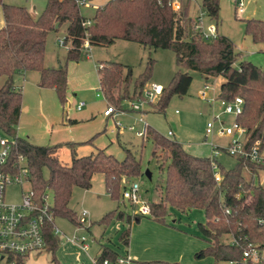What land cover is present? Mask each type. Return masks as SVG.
Instances as JSON below:
<instances>
[{"label":"trees","instance_id":"1","mask_svg":"<svg viewBox=\"0 0 264 264\" xmlns=\"http://www.w3.org/2000/svg\"><path fill=\"white\" fill-rule=\"evenodd\" d=\"M79 1L83 5L97 0H47L37 16H32L25 6L0 0L5 21L0 28V76L5 77L0 86V133L15 138L10 158L14 160L18 155L26 158L31 187L38 197L47 191L51 193L55 217L80 225L68 202L74 187L91 188L94 174L103 176L106 192L112 199H118L124 187L123 179L139 177L143 173L141 160L128 148L124 149L122 159L105 149L78 157L73 148L79 142L35 145L16 135L21 114V89L15 85V75L38 71L39 86L53 88L60 102H65L66 64L49 68L43 63L46 36L62 25H65L63 40L69 43L67 61L79 59L85 41L89 46H108L123 39L152 49H171L177 66L196 71L205 79L221 76L218 96L226 100L242 97L243 111L236 120L250 132V142L264 141V68L249 61H238L234 66L238 53L224 35L203 39L195 28L199 16L193 17L189 13L190 0H180L179 10H173L168 0H105L95 7L92 18L81 14ZM200 8L207 16L216 17L218 0H200ZM88 20L89 24L86 23ZM244 24L245 33L254 42L264 43V20L250 18ZM153 65L154 60L148 58L142 72L133 79L131 69L126 65L115 61L99 63V88L107 103L121 109L122 101L131 97V85L133 96L139 97L148 84ZM191 82L188 71L177 70L168 85L162 87L154 102L155 109L163 111L172 95L186 94ZM145 136L152 140L153 156L158 158L163 154L166 162H158V169L165 174L161 198L148 203L149 216L154 221L166 224V217L171 212L177 215L202 210L204 222L196 225L206 245L194 254L197 258L211 256L215 262L228 261L239 258L248 242L264 246V184L260 179L261 172L264 173L263 165L245 158H237L229 169L220 164L222 180L217 184L208 156L194 155L179 142L150 127ZM62 145L71 150L70 164L58 159L57 151ZM114 217L121 219L123 214L109 211L98 223L106 226ZM126 221L130 223L131 216H126ZM225 235L237 239L238 243L222 239ZM44 239L51 263L59 264L56 251L60 241L51 224H47ZM128 244L129 230L126 228L120 232L117 245L101 246L97 258H114L120 254V246Z\"/></svg>","mask_w":264,"mask_h":264},{"label":"rangeland","instance_id":"2","mask_svg":"<svg viewBox=\"0 0 264 264\" xmlns=\"http://www.w3.org/2000/svg\"><path fill=\"white\" fill-rule=\"evenodd\" d=\"M7 4L25 6L33 16H37L45 7L47 0H4ZM218 14L209 17L200 8V0H190L189 13L191 16L200 17L201 29L206 30L214 25L218 35L228 37L238 53L237 61H249L254 65L264 68V43L254 42L251 36L245 33L244 21L250 18L264 20V0H245L244 11L238 13L233 0H218ZM95 6L88 2L80 6V12L85 18H92ZM65 25L56 31H50L46 36L44 66L56 68L66 64L67 67V90L65 102L62 104L53 88L39 86V72L27 71L17 75L14 82L21 89L22 112L16 127V135L28 140L35 145H52L62 142H79L74 145L75 155L86 156L95 153L97 149L105 151L117 159L124 157V149L128 148L140 160L143 173L139 177L124 178L123 182L135 183L139 189L140 198L147 202H156L161 198L164 184V171L158 169V162L165 164L163 154L158 158L153 156V143L147 137H138L134 131L127 129L130 124L140 128L137 121L140 114L129 107V102L137 99L132 94V85L129 88V97L120 104L123 112L115 116L105 117L103 110L107 106V100L99 88L98 64L109 61L119 62L128 66L135 79L142 72L148 58L154 60L153 70L148 84H159L166 87L177 70L188 71L192 76V82L184 95L174 94L171 96L166 108L157 111L154 102L147 103L143 110V120L150 129L171 140L179 142L185 149L198 147L207 152V143L214 139L216 134L206 136L205 128L208 121L212 119L214 110H220L218 103H211L198 95L199 89L207 83L219 90L222 77L205 79L198 72L180 68L176 65L175 54L171 49H152L143 47L137 42L117 39L108 46L94 45L80 52L78 60L66 59L67 46L60 45L58 40L64 37ZM2 78L0 79V86ZM145 85V87L148 86ZM214 94L207 92L208 97ZM84 101L85 105L76 109V104ZM226 122L231 121V116L222 117ZM75 120V121H74ZM74 121V122H72ZM119 122L121 125L117 124ZM217 123V122H216ZM171 131L173 135L168 136ZM206 136V138H205ZM90 141H87L89 140ZM216 140V139H215ZM87 141V142H86ZM207 141V143H206ZM201 153V152H200ZM159 154V153H158ZM58 159L64 164L71 162V150L65 145L58 148ZM158 160V161H157ZM218 161L225 169L232 168L236 159L226 154L218 156ZM151 174L148 178L145 171ZM46 174V172H44ZM261 182L264 183V173L261 172ZM27 188L28 185L23 186ZM122 190L118 199H112L106 192L103 176L96 173L92 177V186L89 189L74 187L68 206L78 213L86 210L90 219V232L79 231L88 238L93 237L99 245L118 244V236L121 231L128 228L132 233L134 224H137L136 206L122 197ZM21 186L13 184L6 189L7 200H17ZM121 212L123 217L111 220L110 224L98 223L100 218L109 211ZM131 216V222L126 221V216ZM175 214L171 212L166 217V224L173 227L174 233L166 237V251L161 262H150L148 264H228V261L215 262L211 256L203 258L195 257V252H189L186 244L179 241L182 235L190 238L197 245V250L205 246V241L198 232L197 222H204L205 215L202 210H191L184 214L176 222H172ZM142 220L152 219L149 215L140 216ZM153 220V219H152ZM57 225L68 235H74V226L64 218L56 219ZM136 225L134 229H136ZM178 234V235H177ZM181 235V236H182ZM179 238V239H178ZM222 239L230 241V236ZM63 240L58 254L63 249ZM97 243L90 244L88 253L97 250ZM174 245V246H173ZM120 253L128 251L127 246H120ZM193 251V250H192ZM84 252L79 248H71L70 255L62 253V264H79L83 261ZM150 255V254H149ZM57 257V251H56ZM51 254L43 251L38 255L27 258L24 264H53Z\"/></svg>","mask_w":264,"mask_h":264},{"label":"built area","instance_id":"3","mask_svg":"<svg viewBox=\"0 0 264 264\" xmlns=\"http://www.w3.org/2000/svg\"><path fill=\"white\" fill-rule=\"evenodd\" d=\"M238 13L244 11L245 0H233ZM82 5V1L78 2ZM168 5L173 10H179L181 7L180 0H168ZM200 18V17H199ZM201 20V19H200ZM199 20V21H200ZM87 24L90 23L88 20ZM200 31L201 37L210 40L218 35L214 25H210L206 30L201 29V23L195 27ZM60 45L69 47V43H65L63 39L58 40ZM88 42H84L83 49H88ZM211 90L214 94L208 97L207 92ZM162 86L159 84H148L144 87L142 93L137 99L129 102V107L133 111H137L140 116L137 121L140 128H136L135 124H130L127 129L134 131L138 137H144L149 125L143 120V110L147 103L157 100L161 94ZM198 95L207 101L215 104L218 103L220 110L213 112L212 119L207 122L205 133L206 136L216 134L219 138H226L222 144L214 142L212 139L208 142L210 146V154L208 159L210 162L212 175L217 184L222 180L220 173V162L218 156L226 154L237 158H245L250 162L264 166V141L256 139L249 141L250 132L241 125L237 120L243 111V98L235 96L231 100L220 98L219 90L215 92L213 86L207 83L203 84L198 91ZM85 105L84 101L76 104V109L80 110ZM123 112L122 109H116L114 106L107 104L103 110L104 116H115ZM224 115L231 116V121L226 122L222 119ZM217 122V123H216ZM120 126L121 124L117 122ZM167 135H173L171 131ZM15 138L4 133H0V264H24L25 260L30 256L45 251L44 233L47 224L52 225L53 233L58 237L59 241L63 240L77 244L83 250H88L90 244L98 243L93 237L88 238L83 234L68 235L60 229L56 223L57 217L52 211L53 199L49 191L42 195L36 196L30 184V175L26 158L18 155L14 160L10 158L12 146ZM262 183V182H261ZM17 184L21 186V191L17 200L6 199V189L8 186ZM27 184L28 187L23 186ZM264 184V183H262ZM122 197L138 207L137 214L149 215L150 208L147 202L140 198V193L135 183L126 182L122 190ZM228 212V209L224 210ZM78 221L80 225H76V229H87L90 226L88 212L84 209L78 213ZM231 243L237 244L235 238H231ZM92 258L91 264H130L131 258L127 250L118 254L114 258L105 257L103 259ZM228 264H264V246L248 242L242 250L239 258L228 260Z\"/></svg>","mask_w":264,"mask_h":264},{"label":"crops","instance_id":"4","mask_svg":"<svg viewBox=\"0 0 264 264\" xmlns=\"http://www.w3.org/2000/svg\"><path fill=\"white\" fill-rule=\"evenodd\" d=\"M104 1L105 0H97V1H94L93 4L96 7L98 5H102L104 3ZM3 2H4V0H3ZM31 15H32V13H31ZM4 23H5V21H4L3 11H2V8L0 6V28H2L4 26ZM17 75H21V73H19ZM17 75L14 76V80H15ZM1 78H2V83H3L5 77L0 76V79ZM15 85L20 87L18 85V83H16V82H15ZM21 112H22V106H21ZM105 117H110V116H105ZM205 138H206V136H205ZM212 140L216 143L222 144L226 141V138H219V137L215 136L214 139H212ZM206 143H207V141H206ZM207 145H208V147L206 148L207 152H204L203 149L200 150V148H198V147H191V149H189V150L186 149V150L189 151L190 153L194 154V155L208 156L210 154V146L208 143H207ZM187 213L177 214V215H175V217L173 216L172 222H176V220H179L184 214H187ZM140 216H138V218H135V221L137 222V224H134V227L136 225L137 228L134 229V227H133L132 233L131 234L129 233V244H128L127 253L129 255V257L131 258L130 264H148L150 262H161L163 260L161 258L165 257L164 252L170 251L169 247L167 249V246H166V242H168V241H166V237H169V235H172V233L175 232L173 230L174 228L168 226L167 224H162V223L156 222L150 218L142 220V218H140ZM72 225L74 226L73 232L76 234H78L79 231L84 230V229H76V225H74V224H72ZM85 230H88V232H90V227L85 229ZM179 235H180L179 236L180 239L178 238L179 241L186 244V247H187L189 252H195L196 253L199 250V249L197 250V248H198L197 245L194 244L193 241L189 240L190 238L182 235L181 233H179ZM96 245H97V250L95 252H93L92 254H90V253H88V250H83L77 244L65 241V242H63V249L60 251L59 254H58V251L60 248L57 249V260H58L59 264H62V261L60 260L62 258V253L64 252L66 255L67 254L70 255V249L75 247V248H79L81 251H83L85 253L83 256L82 263H79V264H91L92 258L95 256H98L101 252L102 247L98 243ZM106 245L110 246L109 243ZM36 255H38V254H36Z\"/></svg>","mask_w":264,"mask_h":264},{"label":"water","instance_id":"5","mask_svg":"<svg viewBox=\"0 0 264 264\" xmlns=\"http://www.w3.org/2000/svg\"><path fill=\"white\" fill-rule=\"evenodd\" d=\"M56 26H57V25H56ZM145 174H146V176H147L148 178H150L151 174H150V172H149L148 170L145 171Z\"/></svg>","mask_w":264,"mask_h":264}]
</instances>
